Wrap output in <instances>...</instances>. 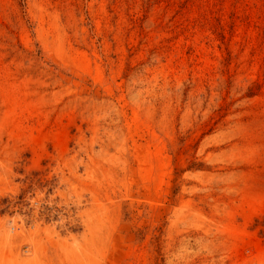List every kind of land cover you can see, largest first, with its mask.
Wrapping results in <instances>:
<instances>
[{
	"label": "rangeland",
	"instance_id": "rangeland-1",
	"mask_svg": "<svg viewBox=\"0 0 264 264\" xmlns=\"http://www.w3.org/2000/svg\"><path fill=\"white\" fill-rule=\"evenodd\" d=\"M0 264H264V0H0Z\"/></svg>",
	"mask_w": 264,
	"mask_h": 264
}]
</instances>
